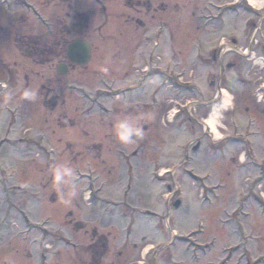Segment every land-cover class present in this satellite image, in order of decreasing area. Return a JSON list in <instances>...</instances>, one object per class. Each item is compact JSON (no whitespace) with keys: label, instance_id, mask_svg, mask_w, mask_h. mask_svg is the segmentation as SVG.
Here are the masks:
<instances>
[{"label":"rangeland","instance_id":"1","mask_svg":"<svg viewBox=\"0 0 264 264\" xmlns=\"http://www.w3.org/2000/svg\"><path fill=\"white\" fill-rule=\"evenodd\" d=\"M239 2L0 0V262L78 264L89 259L84 246L104 235L109 246L104 264H245L242 254L252 259L247 248L254 258L263 255L249 264H264V32L257 29L264 10L231 13ZM150 3L163 12L147 13ZM79 13L89 19L84 29L76 28ZM163 21L170 29H160ZM164 36H172L171 42L165 44ZM76 38L91 43L92 61L59 76L55 69L62 59L51 54L41 59L40 53ZM148 40L160 47H147ZM151 52L170 73L141 71L151 64ZM220 87L232 98L217 122V140L202 122L220 104ZM27 89L35 99L24 98ZM131 100L138 103L136 111L130 110ZM191 101L199 105L181 109L168 123L174 103L185 107ZM122 116L139 118L147 127L141 142L123 145L115 136L106 141ZM181 137L189 139L178 148ZM101 142L116 153L91 147ZM135 149L141 150L133 160ZM58 164L77 172L75 197L67 196V187L62 194L54 186ZM8 179L7 188L1 181ZM169 188L171 203L183 201L177 210L164 198ZM9 197L12 203L3 205ZM146 210L159 222L170 213L169 226L157 230L156 219L143 216ZM243 211L248 218L240 216ZM78 221L85 231L75 230ZM129 230L130 243L122 236ZM176 235L186 237L173 243ZM242 239L244 250L238 247Z\"/></svg>","mask_w":264,"mask_h":264},{"label":"flooded vegetation","instance_id":"2","mask_svg":"<svg viewBox=\"0 0 264 264\" xmlns=\"http://www.w3.org/2000/svg\"><path fill=\"white\" fill-rule=\"evenodd\" d=\"M68 1V0H67ZM163 4V3H162ZM157 10H159V9H157V8H155L154 9V6L150 3V4H148L147 5V8H145V11L147 12V13H153V16H155L156 15V12L155 11H157ZM160 11V10H159ZM160 12H163V10L162 11H160ZM88 21H89V19H88V16H86L85 15V13H79L78 14V19H77V27L76 28H80V29H84L85 28V25H87V23H88ZM140 25H142V23L141 22H138ZM160 23H162V25H160V29H163V30H165L166 28H169L170 29V27H171V24H168V22H166V21H163V22H160ZM83 24H84V26H83ZM255 27H256V24L254 25ZM263 24H262V28H263ZM263 31H264V29H262ZM169 32V31H168ZM170 33H171V31H170ZM164 38V40H166V39H168V41L167 42H165V44L166 43H170L171 42V39H172V36L170 37H163ZM75 41H82V42H84V43H87L88 45H89V47H90V50H91V58H90V62L86 65V66H84V67H81V66H78L76 63H73V62H71V60L67 57V51H68V47H69V45L71 44V43H73V42H75ZM68 42V44L67 43H65L64 41H60L58 44H57V46H56V48H55V50H52V53H49L46 49L45 50H42L41 51V53H40V56H41V59H44L43 58V56H45V55H47V56H50L49 54H51L52 55V57L54 58V59H62L61 60V62H59L58 63V65L56 66V69H55V71H56V73L59 75V71H58V69H59V67H60V70L61 71H67V74L69 75V73H71V70H73V69H83V68H85V67H87L90 63H91V61H92V55H93V50H94V48H93V46L91 45V43L87 40V39H84V38H76V39H73L72 41H67ZM156 42V41H155ZM152 43V44H154V47H153V45L151 44V42L148 40L147 42H146V46L147 47H149V48H151L150 46H152L153 48H158V47H160V45L159 44H156V43ZM168 45V44H167ZM167 45H164V47L166 48V50L168 51L169 49H170V46L168 47ZM147 47H146V49H147ZM264 49V48H263ZM165 50V51H166ZM154 53L153 52H151V54H150V61H151V64L150 65H147V66H145V68H143L141 71H143L144 69H146L147 70V72L149 71L150 72V70H151V68L153 69V70H155V68L157 69V71L159 72L158 74H165V72L164 71H168L169 69H168V67H164V66H160L159 65V62L158 61H156V63L154 62ZM216 56H214V58H215ZM161 57H159L158 59L161 61L162 60V58L160 59ZM43 64H46L47 62H45V61H41ZM236 63V62H235ZM219 65H220V68H222V63H221V61L219 62ZM230 66H232V65H230ZM233 67V66H232ZM148 68V69H147ZM140 72V71H139ZM152 72V71H151ZM171 72V69L169 70V73ZM60 76V75H59ZM133 91V88L132 87H128V90H127V92L129 93V92H132ZM154 95H156V93L154 94ZM154 95H152V99H151V104H152V106L153 105H155L154 103L156 102V97L154 96ZM120 102H123V100H121ZM50 104V103H49ZM128 104H129V106H130V110L131 111H136L137 109H138V103H136V101H134V100H131V101H129L128 102ZM163 104V103H162ZM50 106H52V109L53 110H55L57 107H58V104L57 103H54V104H50ZM132 106H134V107H132ZM146 106V105H145ZM165 106H166V104H165ZM151 107V106H150ZM160 107H162L161 105H160ZM161 109V108H160ZM160 111V110H159ZM118 112H121V111H119V110H117L116 111V114H118ZM165 112H167L165 109L164 110H162V114H164ZM162 116V115H161ZM101 122H104V121H101ZM110 122V121H109ZM144 127V129H145V131H147V127H145V126H143ZM54 133V132H53ZM106 141H110L111 139H113L114 137V134L113 133H110V132H108L106 135ZM143 139H144V137H143ZM141 140L142 139H139L137 142H141ZM149 140H151V138L149 137V139H148V141ZM135 144V143H134ZM91 147H94L95 149H97L98 151H100V152H102V151H108V153H113V152H115V149H116V147L113 149L112 147H110V145L109 146H106L103 142H101V143H97V144H95V145H93V146H91ZM122 148L121 147H119L117 150V152H119V153H123L122 152V150H121ZM142 149V148H141ZM140 149V150H141ZM140 150H138V149H135L133 152H132V156H133V160L135 159V158H137L138 156H139V154H140ZM143 150V149H142ZM116 153V152H115ZM113 155H120V154H113ZM128 163V162H127ZM129 164V163H128ZM115 168H113V170H114ZM113 170H111V172L109 173V174H111L112 172H113ZM52 202L54 203V202H56V199H55V197L52 199ZM132 203H134V202H132ZM135 203H138V202H135ZM147 212H149L148 210H146V213ZM145 213V214H146ZM149 214V213H148ZM75 224L76 223H74V227H75ZM73 229V228H72ZM86 229H85V225L83 226V231H85ZM7 231H11L12 233H16V230L14 231V229H8ZM18 232H21V231H18ZM111 233V232H110ZM110 233H109V235H110ZM26 238H27V234H26ZM125 244H123L122 246H124ZM85 247V249H86V251H87V253H88V256H89V259L88 260H83V261H81V262H79L78 264H104V260H105V258L107 257V255H108V253H109V246H108V240H107V238L104 236V235H101V236H97V238L95 239V241H93L92 242V240L90 241V243L86 246H84ZM133 251H134V249H133ZM27 253H28V250L26 251V257H27ZM120 255H122V251L120 250L119 252H118V256L120 257ZM25 260H27L26 258H25ZM25 260H23V261H25ZM16 261L17 260H8V261H4V262H0V264H15L16 263ZM23 261H20V263L22 262L23 263ZM42 264H44V263H42Z\"/></svg>","mask_w":264,"mask_h":264},{"label":"clouds","instance_id":"3","mask_svg":"<svg viewBox=\"0 0 264 264\" xmlns=\"http://www.w3.org/2000/svg\"><path fill=\"white\" fill-rule=\"evenodd\" d=\"M250 6L254 9L264 10V0H249ZM158 79V78H157ZM23 96L25 99L33 100L36 97L35 92L30 89L24 91ZM232 98L231 94L227 91L224 92V100L219 107L215 108L209 117V123L213 126V132H215V124L219 121L223 113L229 109V99ZM113 134L115 139L123 145H132L139 139H143L145 135V129L140 123L139 118L131 116L118 117L113 124ZM219 139V137H216ZM189 137H181L177 140V147H181L187 143ZM241 159H244L241 154ZM53 184L57 191L62 193V189L67 187L68 197H75L77 195V181L79 176L73 167L67 164H58L52 170ZM63 194V193H62Z\"/></svg>","mask_w":264,"mask_h":264},{"label":"water","instance_id":"4","mask_svg":"<svg viewBox=\"0 0 264 264\" xmlns=\"http://www.w3.org/2000/svg\"><path fill=\"white\" fill-rule=\"evenodd\" d=\"M67 57L73 62L76 63L78 66H85L90 62L91 58V50L87 43L82 41H75L69 47L67 51ZM61 75L65 76L67 71H61L60 67L58 69ZM181 202L177 201L173 208L176 210L180 207ZM83 228L82 224L76 225V229L80 230Z\"/></svg>","mask_w":264,"mask_h":264},{"label":"bare ground","instance_id":"5","mask_svg":"<svg viewBox=\"0 0 264 264\" xmlns=\"http://www.w3.org/2000/svg\"><path fill=\"white\" fill-rule=\"evenodd\" d=\"M248 2H249V0H248ZM250 4V3H249ZM224 92H225V90L223 91V94H224ZM223 100H224V98H223ZM228 103L230 104V100L228 101ZM217 107H219V105H215L214 106V108H213V110L215 109V108H217ZM213 110H212V112H213ZM212 114V113H211ZM211 114L209 115V117L211 116ZM209 117H208V119L206 120V125L210 128V131H211V133H212V135H214V137L216 138V137H219V139H221V136H220V133H219V131H218V128H217V122H216V124H215V132H213V126L208 122L209 121ZM217 139V138H216ZM219 139H217V140H219Z\"/></svg>","mask_w":264,"mask_h":264}]
</instances>
